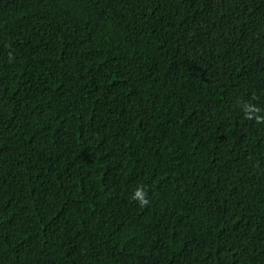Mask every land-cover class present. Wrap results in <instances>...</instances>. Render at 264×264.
Instances as JSON below:
<instances>
[{
	"label": "trees",
	"instance_id": "obj_1",
	"mask_svg": "<svg viewBox=\"0 0 264 264\" xmlns=\"http://www.w3.org/2000/svg\"><path fill=\"white\" fill-rule=\"evenodd\" d=\"M0 264H264V0H0Z\"/></svg>",
	"mask_w": 264,
	"mask_h": 264
}]
</instances>
